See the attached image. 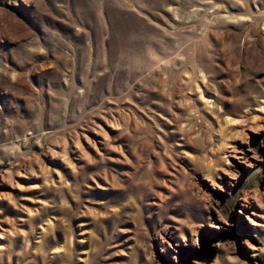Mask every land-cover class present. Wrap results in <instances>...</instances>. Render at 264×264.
<instances>
[{"label": "rangeland", "instance_id": "rangeland-1", "mask_svg": "<svg viewBox=\"0 0 264 264\" xmlns=\"http://www.w3.org/2000/svg\"><path fill=\"white\" fill-rule=\"evenodd\" d=\"M255 31L264 0H0V264H264Z\"/></svg>", "mask_w": 264, "mask_h": 264}, {"label": "bare ground", "instance_id": "bare-ground-1", "mask_svg": "<svg viewBox=\"0 0 264 264\" xmlns=\"http://www.w3.org/2000/svg\"><path fill=\"white\" fill-rule=\"evenodd\" d=\"M255 32H257V31H255ZM231 36H233V38H234L233 39L234 40L233 41L234 47H235V50L238 51V53L239 52L244 53L249 58V61L255 62V64H257L256 62H258L259 64L260 63L264 64V32H259V33L257 32V34L254 38H252V37L249 38L246 35H244V36L242 35L243 38H239V34L236 32H234V35L232 34ZM228 38H229V36H228ZM231 42H232V40H231ZM231 61H234V58L231 59ZM231 61H229V62H231ZM221 103H223V102H221ZM261 108L264 109V104L261 105ZM102 121H103L102 124L101 123H98V124L93 123L92 124V125H94V126H92V128L90 127L91 132L93 133L92 136L88 135L87 133H79V132H75L71 135L72 143L76 145V149L81 153V155H83L85 157H89V154H88L89 152H88L87 148L90 149L91 151L95 150L98 152L99 143L101 144V146L104 149L107 148V149H111V150L115 151L116 145L114 143H112L113 141L111 142L109 140V136H110L109 132H110V130L115 128V126H117V125H114L115 121L112 122L107 117H103ZM106 125H109L108 129L105 127ZM63 143H64V145H66L68 143V141L64 139ZM6 179H8V181L11 182L9 184L12 186L13 181L10 180L9 174L8 175L2 174L0 176V188L4 185L5 182H3V181H5ZM15 184H17V182ZM2 195L3 194L1 193V189H0V197ZM252 197H253L254 201H256V203H257L256 207H260V198L256 196V193H254L252 195ZM245 199H246V201L250 202L248 197H245ZM254 215H255V218H253L252 221L256 224H259L261 215L255 211H254ZM0 235H1V233H0Z\"/></svg>", "mask_w": 264, "mask_h": 264}]
</instances>
